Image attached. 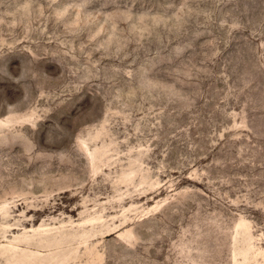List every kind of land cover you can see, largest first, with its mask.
Segmentation results:
<instances>
[{
  "label": "rangeland",
  "instance_id": "obj_1",
  "mask_svg": "<svg viewBox=\"0 0 264 264\" xmlns=\"http://www.w3.org/2000/svg\"><path fill=\"white\" fill-rule=\"evenodd\" d=\"M0 264H264V0H0Z\"/></svg>",
  "mask_w": 264,
  "mask_h": 264
}]
</instances>
